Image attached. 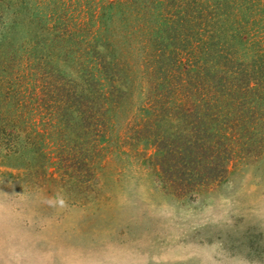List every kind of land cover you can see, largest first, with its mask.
I'll use <instances>...</instances> for the list:
<instances>
[{"label":"rangeland","instance_id":"obj_1","mask_svg":"<svg viewBox=\"0 0 264 264\" xmlns=\"http://www.w3.org/2000/svg\"><path fill=\"white\" fill-rule=\"evenodd\" d=\"M179 6L0 0V264H264V90L262 104L235 92L239 123L219 110L234 133L219 178L181 188L157 165L154 135L189 130L157 106L199 109L205 93L153 77ZM252 18L235 61L264 48Z\"/></svg>","mask_w":264,"mask_h":264},{"label":"trees","instance_id":"obj_2","mask_svg":"<svg viewBox=\"0 0 264 264\" xmlns=\"http://www.w3.org/2000/svg\"><path fill=\"white\" fill-rule=\"evenodd\" d=\"M181 2L179 9H175L174 13L168 12V18L160 20L162 25L157 29L154 42L159 51L154 53L153 77L161 79L159 84L155 82L156 85H164L166 90H171L168 92L174 91L172 88L176 82L179 85L177 88L185 94L204 89V97L198 98L201 103L199 109L194 107L186 111L177 107L176 101L169 99V107L161 102L157 106L160 108L159 113L155 110L152 115L161 116L168 109V116L185 119L186 127L189 128L186 131L177 128L169 133L154 135L153 138L160 171L183 188L186 184H203L217 179L226 169L224 162L234 153L229 145L224 147L227 131H231L232 125L223 115V122L218 121L219 110L224 114L223 110L231 107L230 110L235 111L232 122L237 119L238 123L250 110L240 106V101L235 100V92L242 95L251 92L255 95L252 101L248 100L245 104L263 102L260 90H264V48H253V57L249 62L235 61L233 57L237 52L236 42L248 40L250 30L247 26L254 24L252 17L255 12L264 16V0ZM235 7L239 13H234L232 9ZM229 84L234 89H230ZM175 107L178 111L173 110ZM225 127L226 132L223 129ZM227 135L230 140L234 133ZM246 138L250 137L246 134Z\"/></svg>","mask_w":264,"mask_h":264}]
</instances>
